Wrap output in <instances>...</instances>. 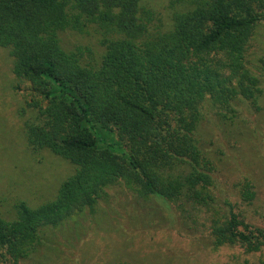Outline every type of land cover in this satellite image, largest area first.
Listing matches in <instances>:
<instances>
[{"label": "trees", "instance_id": "1", "mask_svg": "<svg viewBox=\"0 0 264 264\" xmlns=\"http://www.w3.org/2000/svg\"><path fill=\"white\" fill-rule=\"evenodd\" d=\"M144 2L0 0V48L13 74L46 101L31 105L27 145L74 168L53 200L35 208L21 202L13 219L0 217V264L39 253L43 230L93 210L115 186L135 201L161 203L188 228L206 227L215 246L264 245V228L246 223L228 201L219 207L199 134L203 108L223 119L235 116L236 102L260 110L259 79L245 54L254 27L264 24V0H183L163 32L151 29ZM88 25L102 37L96 64L61 43L63 32ZM251 188L239 186L243 200L254 199Z\"/></svg>", "mask_w": 264, "mask_h": 264}, {"label": "rangeland", "instance_id": "2", "mask_svg": "<svg viewBox=\"0 0 264 264\" xmlns=\"http://www.w3.org/2000/svg\"><path fill=\"white\" fill-rule=\"evenodd\" d=\"M183 4L145 0L152 13L151 29L168 30ZM101 39L94 25L61 34L65 50L81 48L93 64L104 52ZM245 65L259 79L260 110L236 102L235 116L223 119L203 108L208 113L200 126V145L212 162L219 207L226 209L223 201H228L246 223L264 228V24L253 29ZM33 103L46 106L29 81L13 74L9 52L0 48V217L6 220L13 219L18 203L35 208L53 200L74 171L50 152L28 147L23 124L36 113ZM246 182L254 192L250 202L239 195V186ZM162 206L135 201L125 187H110L93 210L76 212L55 229L43 230L39 253L19 264H264V245L251 252L238 243L215 246L206 227L188 228Z\"/></svg>", "mask_w": 264, "mask_h": 264}]
</instances>
